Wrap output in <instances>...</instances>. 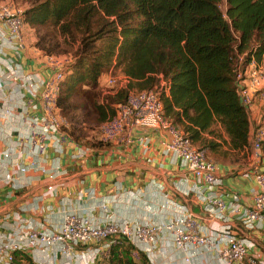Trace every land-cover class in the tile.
<instances>
[{
  "label": "trees",
  "instance_id": "16d2710c",
  "mask_svg": "<svg viewBox=\"0 0 264 264\" xmlns=\"http://www.w3.org/2000/svg\"><path fill=\"white\" fill-rule=\"evenodd\" d=\"M24 20L41 51L73 56L58 99L73 131L86 129L77 96L101 124L131 91L154 90L166 118L196 147L215 151L218 144L206 136L224 133L234 149L250 148V112L238 75L251 60H262L264 0H29ZM109 70L128 85L105 104L100 77ZM21 260L31 263L15 254L14 264ZM104 264L137 263L130 248L117 245Z\"/></svg>",
  "mask_w": 264,
  "mask_h": 264
},
{
  "label": "built area",
  "instance_id": "2783aa9c",
  "mask_svg": "<svg viewBox=\"0 0 264 264\" xmlns=\"http://www.w3.org/2000/svg\"><path fill=\"white\" fill-rule=\"evenodd\" d=\"M25 27L21 8L10 2L0 5V102H4L1 93L8 82L16 85L22 96L17 106L6 108L2 118L11 122L13 117L20 116L26 128L25 132L19 128L11 130L18 136L17 155L10 149L0 152V193L7 187L15 190L27 187L28 182L22 181V176L30 171L45 174L43 164L50 150L61 152L68 144L74 145L71 136L63 131L70 124L58 108L67 67L51 57L52 64L47 67L49 75L26 71L21 63L27 52ZM2 58H8L10 62L3 64ZM117 81L112 77L108 84L114 85ZM238 85L241 102L249 112L258 102L264 103V54L260 62L251 60L239 73ZM115 108V115L100 124V141L124 145L138 143L147 149L148 138H133V133L141 130L158 132L164 152L179 159L194 177L196 198L203 202L209 215L238 219L248 230L263 228L264 170L254 172L256 190L250 207L241 205L239 194L226 202L215 192L219 184L217 165L210 159L208 150L196 147L181 128L166 118L158 92L131 91ZM263 142L264 128L259 127L253 135L257 155L261 153ZM79 149L82 151L80 157L88 152L82 147ZM52 193L50 186L47 195L52 196ZM169 200L163 204V209L169 207ZM60 204L62 220L57 227L48 225L52 206L43 208L41 214L48 216L37 226L23 224L17 216L18 224H21L18 231L0 236V264H14L17 253L32 258L35 264H104L117 245L130 248V256L136 263L145 255L151 264H155V256L165 254L168 238L187 264L203 250L215 252L221 264H264L255 255L250 256L255 247L252 239L213 225L205 228L186 208L180 207L168 219L156 222L113 219L106 204L85 212L73 210L71 199H63ZM97 211L104 215L95 216Z\"/></svg>",
  "mask_w": 264,
  "mask_h": 264
},
{
  "label": "crops",
  "instance_id": "0c3cea01",
  "mask_svg": "<svg viewBox=\"0 0 264 264\" xmlns=\"http://www.w3.org/2000/svg\"><path fill=\"white\" fill-rule=\"evenodd\" d=\"M1 61L3 64L10 62L8 58H2ZM21 63L26 71H40L49 75L47 66L33 59L28 52ZM109 76L107 72L101 75L100 84L103 88L108 87V80L112 78ZM1 95L4 102H0V152L10 149L17 155L18 136L16 132L11 133V130L19 128L25 132L26 128L20 116L7 122L2 114L6 112V108L17 106L22 101V96L17 86L9 82ZM250 121V148L234 149L224 133L223 138L206 136L218 144L215 151L208 150L210 159L217 165L219 184L215 192L226 202H230L234 194H239L243 207L252 205L256 190L254 172L264 170V143L259 155L253 148L254 132L259 127L264 128V103L258 102L255 105L250 112ZM132 137H147V149L138 143L124 145L103 142V146H95L80 157L82 151L79 148L84 147L71 137L74 145L68 144L61 152L50 150L43 164L45 174L30 171L21 178L28 182L27 187L19 190L11 187L1 189L0 219L3 222L0 223V236L18 231L21 224H18L17 216L21 217L23 224L37 226L45 222L48 215L41 213L47 206L53 208L48 225L59 226L63 209L60 203L63 199H71L74 203L73 210L82 212L106 204L109 216L116 220L161 222L182 207L193 212L205 228L213 225L239 237L252 239L255 247L250 256L255 255L264 263V226L262 229L248 230L238 219L209 215L203 202L196 198L194 177L179 159L164 152L158 132L141 130L134 132ZM50 186L53 187L52 196L47 195ZM167 200L170 202L169 207L163 209ZM94 215L102 217L104 214L97 211ZM165 244L166 252L155 256V264H187L170 238L165 240ZM24 256L31 261L30 264H35L32 258ZM137 264L151 263L143 255L142 261ZM191 264H221V260L215 252L203 250L195 254Z\"/></svg>",
  "mask_w": 264,
  "mask_h": 264
},
{
  "label": "rangeland",
  "instance_id": "374dc122",
  "mask_svg": "<svg viewBox=\"0 0 264 264\" xmlns=\"http://www.w3.org/2000/svg\"><path fill=\"white\" fill-rule=\"evenodd\" d=\"M7 2L12 3L16 8H21L23 11L26 10L29 7V0H0V5L6 4ZM223 10H225V4L222 7ZM25 34V44H26V51L28 52L29 56H31L33 59H37L43 66H47L52 64V61L50 60L51 57H54L56 62H62L65 63V66L68 67L71 64V59L73 58L72 55L69 56V54H59L58 56H48L44 51H41L37 46L38 37L37 32L31 28L30 26L26 25L24 29ZM64 48L69 49V47L64 46ZM40 53H39V52ZM73 52V51H72ZM74 60V59H72ZM46 67V68H47ZM110 74L109 77H113L118 79V84L116 86H108L105 87L101 93V96L99 98V102L101 103H108L110 102V98H113L118 90L120 88H126L128 83L125 82L123 76L119 74L118 71H106ZM109 79V78H108ZM126 99V96L124 100ZM123 100V101H124ZM76 103L80 107V114L83 118V121L86 124V129L84 130H72V127L64 128L63 131L67 132L74 140L78 141L80 145H82L87 150L93 149L95 146H97L100 141L99 136V115L96 113V111L92 108V106L88 105L80 96L76 97ZM118 103L113 104V107ZM62 117H64L63 114H61ZM67 119L66 117H64ZM70 132V133H69ZM104 144V143H103ZM107 145V144H105ZM19 264H30V262L27 261H19Z\"/></svg>",
  "mask_w": 264,
  "mask_h": 264
}]
</instances>
